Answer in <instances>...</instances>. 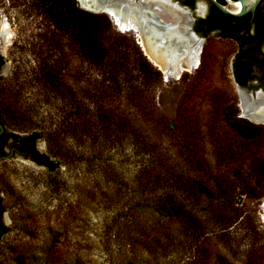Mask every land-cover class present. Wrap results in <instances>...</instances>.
I'll return each instance as SVG.
<instances>
[{"label":"rangeland","instance_id":"obj_1","mask_svg":"<svg viewBox=\"0 0 264 264\" xmlns=\"http://www.w3.org/2000/svg\"><path fill=\"white\" fill-rule=\"evenodd\" d=\"M144 1L156 9L166 0ZM203 6L197 3L195 10ZM163 8L151 13L169 28L176 15ZM91 14L105 16L126 46L129 72L141 55L160 75L143 82L134 72V91L123 92L118 103L108 78L66 47L52 58L61 73L58 91L34 81L45 62L35 40L43 22L30 11L0 9L6 33L0 36V91L6 96L10 87L9 107L20 110L15 120L3 121L18 136L38 133L36 148L53 164L46 170L14 154L0 161L2 223L9 229L0 239V264H264V125L242 117L224 48L211 38L198 69L166 75L145 53L141 33L119 31L107 14ZM100 23L106 28V21ZM149 31L155 40L165 35L156 27ZM103 87L108 101L87 99ZM115 109L134 119L135 137L125 131L114 136L111 122L100 117L111 118ZM86 110L95 126L93 142L82 130ZM246 125L257 130L242 134ZM140 173L151 178L148 201ZM165 200L170 203L163 211ZM170 200L195 214L201 239H185Z\"/></svg>","mask_w":264,"mask_h":264},{"label":"trees","instance_id":"obj_2","mask_svg":"<svg viewBox=\"0 0 264 264\" xmlns=\"http://www.w3.org/2000/svg\"><path fill=\"white\" fill-rule=\"evenodd\" d=\"M5 7L12 8L13 10L22 9L23 12H33L36 17H39L41 22H43V30L41 33L35 35V40L37 46L39 45L37 57L40 58L45 56V62L39 63L33 80L38 81V83L49 91H51V88L52 90L54 89V91H58L59 85H61L60 69L57 62L52 58H60L65 47L70 49L80 61L86 63L94 70H98L101 77H104L105 79L108 78V82L112 83L111 87H113L112 91L113 95H115L113 98L117 103L118 99H121L123 92L135 89L131 87V82H135L132 77L134 72L140 75L139 79L143 78V82H147L150 78L155 80L157 79V76H160L158 72L153 71L151 66L141 55L140 61H138V64L136 63V69H132L131 72H129V68L125 64L127 48L122 42L116 40L119 36L113 33L109 28L110 24L107 21V18L105 16L81 11L78 8L76 0H7L6 2L0 0V9H4ZM101 20L106 21V28L102 27L100 23ZM63 42H65L66 46L62 44ZM1 84L2 79L0 78V88L2 87ZM101 89L102 90L99 92L98 89L96 90L93 88V91L96 90V94L91 97L89 93H87V99L90 100L95 98V101L98 103H102L106 98L109 99L110 94L106 96L109 91L106 90L108 88L106 87L105 89L103 87ZM12 92L13 91L10 87L5 90V93H7L6 96L4 92L0 91V100L2 103L0 104V121L2 122H4L3 120L6 118L11 122L12 120H15V113H20V110H15L14 108L9 107V105L11 106V100L9 97ZM106 101L108 100L106 99L105 102ZM137 113L139 112H135L134 115ZM82 114H84V121L82 123V130L85 132L84 136L87 138L89 137L88 140L93 142L97 140L96 132H92L95 126L88 122V119H91L92 117L90 116L92 113L86 110L85 112L83 111ZM100 117H105L111 122L116 133H118H115L116 135L114 134V136H118L122 131L128 132L131 138L136 136L137 131L134 129V119L127 120L126 117L118 113L117 109L112 112L111 118L110 114L107 116L104 112H101ZM141 122L144 121L142 120ZM66 129L67 132H71L70 128L66 127ZM256 130L257 129L246 125L241 128V133H252ZM53 134L54 133L51 134L52 139H54ZM109 135L110 134L106 137L110 138L111 136ZM57 136H59L58 133ZM8 137L17 140L19 136L11 132L8 134ZM39 138L40 135L38 133L31 132L30 136L25 139V141H28L26 142V146H29L30 140H36ZM105 142H107V140ZM43 159H45V157H43ZM184 160H186V158ZM164 164L165 163H163V165ZM48 166L49 169L52 170V162L48 163ZM140 174L141 175L137 178V181H145V191L142 192V197L148 201L150 199L147 195L145 196L144 193H147L146 189L149 187L151 178L149 176L144 178V174ZM198 191L201 195L212 198V194L205 187L199 186ZM170 201L172 204L174 203L177 205V210L179 212L176 213L173 209L175 215L172 218H175L183 227V232L186 237L185 239L188 241L193 240L192 242L201 239L204 230L197 222L198 220L195 214L189 212L186 208L179 206V203L175 200ZM168 203L170 202H166L165 200L160 207L161 210H166V205ZM159 205L161 204L159 203L154 206L159 207ZM5 211L6 208L1 197L0 189V239L9 232V229L1 223V218ZM116 223L118 224V221Z\"/></svg>","mask_w":264,"mask_h":264},{"label":"flooded vegetation","instance_id":"obj_3","mask_svg":"<svg viewBox=\"0 0 264 264\" xmlns=\"http://www.w3.org/2000/svg\"><path fill=\"white\" fill-rule=\"evenodd\" d=\"M123 1L129 0L107 3V8L125 11L120 6ZM134 1L137 11L162 10L164 6L167 7L166 10L173 11L177 20L175 24H170L169 29L154 16L159 33L171 36L170 39H163L161 44L170 42V48L172 45L177 47L178 54L183 59L190 54L193 55L194 51L199 49V63L196 69L201 65L205 45L210 42L211 38L217 41L226 53L222 56V60L224 64L228 63L230 82L243 108L242 117L264 125V115L260 114L264 113V0H259L254 11H237V14H240L238 17L222 14L212 5L211 0L158 1L156 9L147 6L145 2L139 8L136 3L141 0ZM227 1L236 2L238 0H215L222 7L226 6ZM197 3H202L204 6L195 10ZM144 22L147 24V20ZM159 40L161 39L158 38L157 42ZM162 48L165 47L158 46L159 50ZM3 63L4 60L0 55V72ZM0 126L3 129L2 132L0 131V161L14 154L50 170L48 163L52 161L49 156L39 152L36 148L39 139L30 140L29 146H26L28 141L25 139L31 133L24 137L19 136L15 140L8 137L11 132L7 131L4 122L0 121Z\"/></svg>","mask_w":264,"mask_h":264},{"label":"bare ground","instance_id":"obj_4","mask_svg":"<svg viewBox=\"0 0 264 264\" xmlns=\"http://www.w3.org/2000/svg\"><path fill=\"white\" fill-rule=\"evenodd\" d=\"M81 3L84 4L85 6L87 4L85 0H81ZM106 12L112 17V20L114 21L115 25L122 31L136 30L139 32V22L137 19L133 18L131 14H124L114 9H108V11ZM143 30H144V35L143 34L142 35L145 37V40L143 41L141 39L142 41L141 46L143 47L147 56L155 63V65H157L160 69H162L166 75L177 76L179 73L183 71L198 66L199 49L195 50L193 55L190 54L189 57H187V59L183 62V60H181L182 58L181 55L178 54L177 47L175 48L172 45V47L170 48L168 45H166L168 47L164 46L165 48L159 50L157 46L158 44L156 45L157 41L155 40L154 33H151L149 30H145V29ZM0 31L6 34L5 31H3L2 29H0ZM169 36L170 35L168 34V37ZM160 37L161 40H163V38L164 39L171 38V36L169 38L167 36L166 37L160 36ZM168 44H170V42ZM160 47H162L161 44ZM260 114L264 115V113H260Z\"/></svg>","mask_w":264,"mask_h":264},{"label":"water","instance_id":"obj_5","mask_svg":"<svg viewBox=\"0 0 264 264\" xmlns=\"http://www.w3.org/2000/svg\"><path fill=\"white\" fill-rule=\"evenodd\" d=\"M80 7L90 13H105L107 14L110 18H112L106 11L107 9V3H112L113 1L115 2L116 0H85L87 2L86 6L81 3V0H76ZM135 1L134 0H129V1H123V3H120L121 8H123L124 14H131V16L135 19L138 20L139 22V33L144 35V30H151L155 29L156 27V21L154 20V16L151 13V11H137L136 5H134ZM145 2L144 0L139 1L137 6L143 4ZM259 0H238L236 2H230L227 1L226 6L222 7L218 5L215 0H211L212 5L217 8L222 14L231 16V17H238L240 14H237V11H254L255 7L257 6ZM123 12V11H121ZM147 20V24H145L143 21ZM157 28V27H156ZM169 29V28H167ZM121 31L120 29H118ZM142 30V31H141ZM169 33V32H168ZM147 34V33H145ZM0 36L3 37L4 33L0 31ZM168 37V35H165ZM158 40V39H157ZM169 42V41H166ZM0 131L2 132L3 129L0 126Z\"/></svg>","mask_w":264,"mask_h":264}]
</instances>
